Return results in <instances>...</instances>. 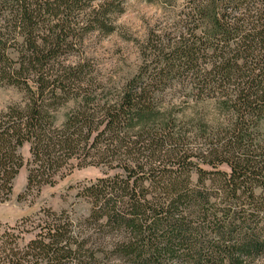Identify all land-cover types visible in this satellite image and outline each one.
<instances>
[{
	"label": "trees",
	"instance_id": "16d2710c",
	"mask_svg": "<svg viewBox=\"0 0 264 264\" xmlns=\"http://www.w3.org/2000/svg\"><path fill=\"white\" fill-rule=\"evenodd\" d=\"M182 1L109 86L67 57L122 0H0V87L23 94L0 110V203L25 166L23 199L102 169L86 216L0 224V264H264V0Z\"/></svg>",
	"mask_w": 264,
	"mask_h": 264
},
{
	"label": "rangeland",
	"instance_id": "374dc122",
	"mask_svg": "<svg viewBox=\"0 0 264 264\" xmlns=\"http://www.w3.org/2000/svg\"><path fill=\"white\" fill-rule=\"evenodd\" d=\"M123 11L114 18L116 32L108 37L99 34L89 35L82 42L81 52L67 57V61L77 63L85 61L91 67L92 74L99 77L109 86H117L133 75L140 64V46L150 30L167 28L176 19L183 6L182 0H122ZM23 94L13 88L0 87V110L10 104L20 103ZM67 108L57 113L61 122ZM264 133V125H263ZM24 159L29 158L25 145L21 149ZM227 171L226 167H220ZM112 173H109L111 175ZM27 168L23 167L15 177L11 197L0 203V224L14 225L21 218L33 217L48 208L53 211L66 210L73 220L82 218L88 213L86 202L77 198L81 185L94 181L102 176V169L93 167L74 168L56 177L53 187L45 186L39 195H23ZM193 180L196 176L193 175Z\"/></svg>",
	"mask_w": 264,
	"mask_h": 264
}]
</instances>
